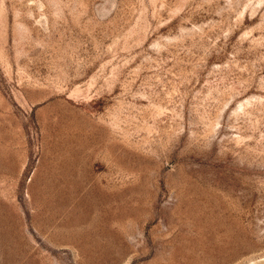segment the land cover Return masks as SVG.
<instances>
[{"label": "rangeland", "instance_id": "obj_1", "mask_svg": "<svg viewBox=\"0 0 264 264\" xmlns=\"http://www.w3.org/2000/svg\"><path fill=\"white\" fill-rule=\"evenodd\" d=\"M0 264H264V0H0Z\"/></svg>", "mask_w": 264, "mask_h": 264}]
</instances>
